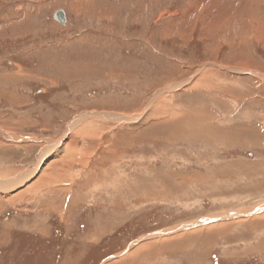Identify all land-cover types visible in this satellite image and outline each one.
Returning a JSON list of instances; mask_svg holds the SVG:
<instances>
[{
    "label": "rangeland",
    "instance_id": "1",
    "mask_svg": "<svg viewBox=\"0 0 264 264\" xmlns=\"http://www.w3.org/2000/svg\"><path fill=\"white\" fill-rule=\"evenodd\" d=\"M259 139L264 0H0V264H264Z\"/></svg>",
    "mask_w": 264,
    "mask_h": 264
},
{
    "label": "bare ground",
    "instance_id": "2",
    "mask_svg": "<svg viewBox=\"0 0 264 264\" xmlns=\"http://www.w3.org/2000/svg\"><path fill=\"white\" fill-rule=\"evenodd\" d=\"M185 8V7H184ZM195 25V24H194ZM170 31V30H169ZM239 101H240V99H239ZM113 115V114H112ZM193 116H194V113L192 114ZM162 116V115H161ZM209 118L207 117V116H205V114H201V115H199L198 113H197V117L195 118V117H192V116H189V115H184V116H182L181 118H179L178 117V119L176 118V123H178V125H179V127H180V124L181 125H184V124H187V128L189 127V128H191L192 129V131L191 130H187L188 131V133H190V135H198V136H203L204 134L202 133V132H208V130H211V131H219L218 129H215V128H213L214 126H212L207 120H208ZM205 120V121H204ZM165 123V122H164ZM159 125V126H158ZM156 124V125H154V127H152V128H149V130H148V134H152V133H154V132H156V131H160V132H162V131H165V128H167V127H169V125L168 124H166L164 127L161 125V123H159V124ZM155 127H157L159 130H157ZM182 128V127H181ZM250 128V127H249ZM256 128V127H255ZM223 130V129H222ZM255 130V129H254ZM252 131V130H250V129H248V127H244V126H239V127H234V128H232V130H230V131H226L225 129H224V131H221V129H220V131L221 132H219L220 134L219 135H221L222 134V136H223V138H224V136H228L230 133L233 135V138L234 139H236V140H242V138H244L243 136H242V134L243 135H245V134H248V133H254V134H252V136H253V138L257 135V133L259 134V129L257 130V131ZM226 131V132H225ZM159 134V132H157V135ZM152 135H154V134H152ZM226 136V137H227ZM259 136V137H258ZM257 136V138L256 139H258V138H260L261 136L260 135H258ZM247 138H249V135H248V137ZM260 140V142L259 143H261V142H263L264 143V141H263V139L261 140V139H259ZM259 140H257V141H259ZM119 158V157H118ZM117 160V159H116ZM114 166H116V165H114ZM124 167V166H123ZM124 187V186H123ZM133 192H129V191H127L126 192V196H128V197H130V195L132 194ZM100 207V206H99ZM116 207V206H115ZM116 208H119V205H117V207ZM219 217H220V214H217ZM235 215L236 214H233V215H230V216H233V217H235ZM223 216H224V218L223 219H229L230 218V216L229 215H226V214H223ZM109 217V216H108ZM120 217H122V216H120ZM119 218V217H118ZM222 218V217H221ZM232 218V217H231ZM222 219V220H223ZM198 224H201L202 222H197ZM185 226V225H184ZM187 226H189V224L187 225ZM180 228H184L183 226L181 227V226H178V229H180ZM170 229V228H169ZM170 230H172V229H170ZM173 230H174V228H173ZM177 230V229H176ZM160 233V232H159ZM199 242L201 243V240H199Z\"/></svg>",
    "mask_w": 264,
    "mask_h": 264
},
{
    "label": "water",
    "instance_id": "3",
    "mask_svg": "<svg viewBox=\"0 0 264 264\" xmlns=\"http://www.w3.org/2000/svg\"><path fill=\"white\" fill-rule=\"evenodd\" d=\"M56 19L58 21H60L61 23L65 22L66 20V16H65V11L60 9L56 12V15H55Z\"/></svg>",
    "mask_w": 264,
    "mask_h": 264
}]
</instances>
